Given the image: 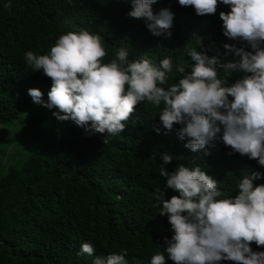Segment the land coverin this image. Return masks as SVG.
Returning <instances> with one entry per match:
<instances>
[{
    "label": "trees",
    "instance_id": "1",
    "mask_svg": "<svg viewBox=\"0 0 264 264\" xmlns=\"http://www.w3.org/2000/svg\"><path fill=\"white\" fill-rule=\"evenodd\" d=\"M131 7L130 0H0V135L7 132L4 123L18 119L33 102L29 88L48 99L51 80L32 72L24 54H47L69 31L100 35L107 52L104 63L120 48L128 50L130 60L146 58L156 65L171 57L169 84L182 75L178 66L190 70L188 45L220 63L240 59L225 44L249 50L246 43L223 35L219 13L230 8L222 3L215 14L200 16L178 0H157L154 13L166 8L173 14L169 38L153 35L144 19L128 16ZM240 75L232 72L229 83ZM160 110L146 101L138 104L125 130L108 136L106 144L105 134L88 132L72 121L64 122L63 137L41 127L28 131L25 155L17 151L16 165L0 170V264H93L96 256L109 254L124 255L126 264H150L160 251L165 264H173L164 252L170 225L154 203L158 187L164 199L176 194L164 187L159 174L165 153L172 157L165 165L168 171L181 164L199 166L216 179L220 198L236 194L243 173H260L254 183H264V166L232 152L222 141L199 152L185 148L175 130L180 125L166 132L159 124ZM43 119L37 116L31 124L38 127ZM83 243L93 246V255L79 254ZM251 247L264 251L254 243Z\"/></svg>",
    "mask_w": 264,
    "mask_h": 264
},
{
    "label": "clouds",
    "instance_id": "2",
    "mask_svg": "<svg viewBox=\"0 0 264 264\" xmlns=\"http://www.w3.org/2000/svg\"><path fill=\"white\" fill-rule=\"evenodd\" d=\"M156 2L130 0L127 15L144 19L153 35L169 38L173 14L166 8L154 13ZM178 3L193 7L200 16L215 14L221 3L229 6L228 12L219 13L223 35L246 43L249 50L225 44L240 59L220 63L216 56L188 45L193 61L190 70L178 66L182 75L169 84L171 57L156 65L146 58L130 60L128 50L120 48L114 59L104 63L107 52L100 35L84 29L69 31L57 38L47 54H24L32 72L40 71L51 80L47 101L37 88H29L28 95L36 104L58 109L53 112L57 120L105 134V144L108 136L125 130L136 106L146 101L161 108L159 124L166 132L180 125L175 129L178 138L186 141L184 147L190 151L199 152L219 140L232 152L264 166V0ZM197 43L201 46V39ZM234 71L241 75L229 83ZM155 131L159 133V127ZM161 159L159 174L165 178L164 187L176 193L164 199L159 187L154 192L155 206L160 215L167 216L172 232L170 239L165 238L167 258L173 264H264V251L251 247L253 243L264 247V183H254L260 173H243L236 194L220 198L218 181L199 166L181 164L168 171L165 165L172 157L165 153ZM93 253L91 244L81 245L79 254ZM93 264L126 261L124 255L109 254L96 256ZM150 264H165L163 252L154 254Z\"/></svg>",
    "mask_w": 264,
    "mask_h": 264
},
{
    "label": "rangeland",
    "instance_id": "3",
    "mask_svg": "<svg viewBox=\"0 0 264 264\" xmlns=\"http://www.w3.org/2000/svg\"><path fill=\"white\" fill-rule=\"evenodd\" d=\"M46 101V100H45ZM58 109H48L42 105L31 102L22 108L18 119L4 123L7 129L5 134L0 135V170H5L8 166H15L18 160L17 151L23 150L25 147V138L28 131L43 128L50 130L57 137L64 136V122L59 121L53 116V112ZM37 116H43L44 119L40 121L37 127L31 124L33 119ZM22 121V123L18 121ZM23 150L22 156L25 155Z\"/></svg>",
    "mask_w": 264,
    "mask_h": 264
}]
</instances>
